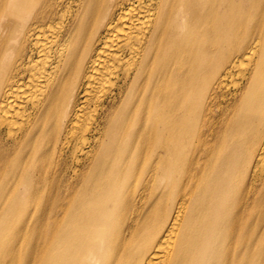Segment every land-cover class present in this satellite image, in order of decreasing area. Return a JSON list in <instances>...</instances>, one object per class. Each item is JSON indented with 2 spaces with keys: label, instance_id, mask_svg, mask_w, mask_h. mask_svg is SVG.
I'll return each mask as SVG.
<instances>
[{
  "label": "bare ground",
  "instance_id": "bare-ground-1",
  "mask_svg": "<svg viewBox=\"0 0 264 264\" xmlns=\"http://www.w3.org/2000/svg\"><path fill=\"white\" fill-rule=\"evenodd\" d=\"M0 264H264V0H0Z\"/></svg>",
  "mask_w": 264,
  "mask_h": 264
}]
</instances>
